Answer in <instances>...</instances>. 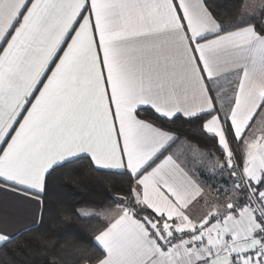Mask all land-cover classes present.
Here are the masks:
<instances>
[{"label": "snow or ice", "instance_id": "snow-or-ice-1", "mask_svg": "<svg viewBox=\"0 0 264 264\" xmlns=\"http://www.w3.org/2000/svg\"><path fill=\"white\" fill-rule=\"evenodd\" d=\"M0 264H264V0H0Z\"/></svg>", "mask_w": 264, "mask_h": 264}, {"label": "trees", "instance_id": "trees-1", "mask_svg": "<svg viewBox=\"0 0 264 264\" xmlns=\"http://www.w3.org/2000/svg\"><path fill=\"white\" fill-rule=\"evenodd\" d=\"M220 2H224V0H220ZM168 127L171 130L176 131L181 139H185L186 137L189 139H199L197 127L194 124H188L183 122V120H178L175 123L168 125ZM111 184L112 186L109 189L106 187V182L90 179L87 175L82 177L77 184L71 182L67 176H64L62 178L61 186L51 193L53 198L52 202L54 206L64 208L67 213L71 215L73 207L82 206L79 201L104 199L109 194V191L121 189L125 184V180L115 178L112 180ZM85 225V221L72 218L66 224L57 225V227L51 229V231L60 234L58 237L59 239H64L78 233Z\"/></svg>", "mask_w": 264, "mask_h": 264}, {"label": "crops", "instance_id": "crops-1", "mask_svg": "<svg viewBox=\"0 0 264 264\" xmlns=\"http://www.w3.org/2000/svg\"><path fill=\"white\" fill-rule=\"evenodd\" d=\"M253 131H257L258 132V126L257 125H254L253 126ZM181 140H184V139H181ZM179 143V142H178ZM175 147V146H174Z\"/></svg>", "mask_w": 264, "mask_h": 264}]
</instances>
